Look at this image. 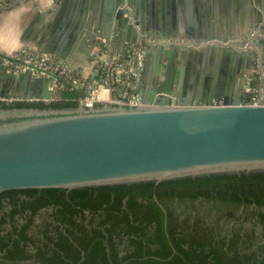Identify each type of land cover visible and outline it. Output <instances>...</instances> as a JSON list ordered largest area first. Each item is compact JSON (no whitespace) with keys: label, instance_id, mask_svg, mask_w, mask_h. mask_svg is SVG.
<instances>
[{"label":"water","instance_id":"95a60500","mask_svg":"<svg viewBox=\"0 0 264 264\" xmlns=\"http://www.w3.org/2000/svg\"><path fill=\"white\" fill-rule=\"evenodd\" d=\"M57 1L62 4L58 8L79 22L89 20L90 8L100 6L96 3H105L103 15L91 29L93 48L100 37L115 50V30L134 27L138 36L153 37L148 54L163 51L166 63L150 93L142 94L139 84L143 105L94 101L75 108H0V195L12 190L159 185L189 178L264 173V106L241 104L255 89L264 92V25L254 36L257 25L244 21L243 42L228 43L225 38L214 42L215 38L207 37L202 54L240 53H235L237 74L223 69L215 85L216 68L206 85L195 84L181 68L194 52L192 45H162L157 34L139 26L133 11L137 7L151 11L157 31L160 9L182 0ZM203 1L210 5L215 0ZM247 3L264 9L257 0ZM253 11L258 24L262 23L261 12ZM176 57L180 58L179 68L174 66ZM239 78L249 89L238 84ZM54 96L48 79L36 77L30 70L11 71L0 63V99L6 105L40 101L51 105Z\"/></svg>","mask_w":264,"mask_h":264},{"label":"trees","instance_id":"16d2710c","mask_svg":"<svg viewBox=\"0 0 264 264\" xmlns=\"http://www.w3.org/2000/svg\"><path fill=\"white\" fill-rule=\"evenodd\" d=\"M42 210L53 211L45 226ZM0 264H264V173L4 192Z\"/></svg>","mask_w":264,"mask_h":264},{"label":"crops","instance_id":"0c3cea01","mask_svg":"<svg viewBox=\"0 0 264 264\" xmlns=\"http://www.w3.org/2000/svg\"><path fill=\"white\" fill-rule=\"evenodd\" d=\"M254 1V0H253ZM264 7V0H257ZM62 5L57 0H0V51L6 55L18 53L22 50L37 54H48L64 62L68 67L77 71L84 68L92 52V27L96 18L103 15L105 3H96L90 8L89 20L79 22L76 18L58 8ZM91 5V4H90ZM94 5V4H93ZM257 8L262 15V23L258 24ZM52 13L48 14V10ZM264 10L256 5L248 4L247 0H215L210 5L203 0H182L176 5H164L160 9L161 24L159 30H153L154 23L151 11L137 7L135 18L139 26L160 37L162 45L176 43L180 46L191 44L193 54L181 68L185 74L192 76L190 81L206 85L212 79L213 71L218 74L215 85L221 79L223 69L232 70L235 76L237 61L235 53L226 50L202 54L201 47L207 37L215 38L214 42L227 39L228 43L243 42L245 29L244 21L257 25L254 36L261 25H264ZM98 13V14H97ZM117 51H122L127 44L140 40L135 28L126 29L122 26L115 30ZM264 39V35L262 36ZM201 42V44H199ZM198 43V44H197ZM264 47V46H263ZM233 49H237L235 45ZM264 50V49H263ZM182 52V49L179 50ZM163 51H151L146 59L144 73L141 77L140 92L147 95L151 92L156 76L160 74V67L166 63ZM181 56V54H180ZM179 56V57H180ZM234 56V57H233ZM176 57L174 66L179 68L180 58ZM164 58V59H163ZM205 75L197 78V75ZM140 79V80H141ZM242 79L238 84L245 89L249 86ZM196 84V83H195ZM250 94V93H249ZM58 98H67L65 93L56 92Z\"/></svg>","mask_w":264,"mask_h":264},{"label":"built area","instance_id":"2783aa9c","mask_svg":"<svg viewBox=\"0 0 264 264\" xmlns=\"http://www.w3.org/2000/svg\"><path fill=\"white\" fill-rule=\"evenodd\" d=\"M153 43L152 36H141L140 42L117 51L111 49L105 39L97 37L89 62L77 71L54 56L27 50L11 55L0 51V63L15 72L30 70L36 77L48 79L54 93L69 94L67 98L54 96L53 102L66 99L77 105L94 101L143 105L138 83ZM6 102L0 99V103ZM241 104L264 106V92L255 89L244 96Z\"/></svg>","mask_w":264,"mask_h":264},{"label":"rangeland","instance_id":"374dc122","mask_svg":"<svg viewBox=\"0 0 264 264\" xmlns=\"http://www.w3.org/2000/svg\"><path fill=\"white\" fill-rule=\"evenodd\" d=\"M46 214H44L43 216H41V218L39 219V222L41 226H45V223L47 221H51L52 218H50L52 216L53 211H49V212H45ZM250 224L246 226L247 229H250ZM260 236L262 237V229L261 228H256V236Z\"/></svg>","mask_w":264,"mask_h":264},{"label":"flooded vegetation","instance_id":"af4514ba","mask_svg":"<svg viewBox=\"0 0 264 264\" xmlns=\"http://www.w3.org/2000/svg\"><path fill=\"white\" fill-rule=\"evenodd\" d=\"M6 105V104H5ZM0 106H3V104H0ZM45 212H47L46 210H42L41 211V214H40V217H38L37 218V221H36V223L39 225L40 224V222H39V219L41 218V216H43L44 214H46ZM49 212V211H48Z\"/></svg>","mask_w":264,"mask_h":264}]
</instances>
